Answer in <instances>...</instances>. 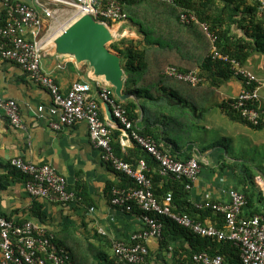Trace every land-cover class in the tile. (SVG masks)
Masks as SVG:
<instances>
[{"label":"crops","instance_id":"0c3cea01","mask_svg":"<svg viewBox=\"0 0 264 264\" xmlns=\"http://www.w3.org/2000/svg\"><path fill=\"white\" fill-rule=\"evenodd\" d=\"M17 3L38 8L40 13L43 7L48 8L41 0L40 6L36 0H10L11 8L4 0H0V28L6 24L12 6ZM217 3L220 7L224 5L221 0ZM52 11H54L52 18L44 17V46L61 31L57 26L61 19L65 17L63 23L67 25L76 14L74 10L64 6ZM68 15L71 16L66 19ZM222 18L223 22L228 21L226 15ZM236 20L238 23L231 26L232 30L228 34L234 39L231 42L241 40L251 43L249 38L252 34L251 17L242 14L236 17ZM228 27V23L224 22L223 28ZM116 28L129 36L126 39L135 40V46L139 45L142 50L146 47L145 30H140V27L131 20H128L127 24H119ZM173 28L174 25L169 18L163 27L152 29L156 34L155 40L158 36L172 37L175 34ZM146 30L149 31L147 24ZM204 31L210 39L209 31L206 29ZM115 32L116 29L113 30V33ZM26 37L31 36L27 33ZM201 51L202 46L193 45L190 55ZM123 65L126 66L124 61ZM244 66L261 83L259 96L261 106L264 108V54L251 55ZM42 70L55 80L63 93H67L77 82L89 83L94 94L93 85L98 87V83H95L97 79L88 64H79L72 58L55 55L49 49L44 50ZM130 76L129 71V81ZM215 82L213 93L207 100H201L198 95L189 91L183 95L188 101L189 113L186 114V120L189 121L182 123L181 119L184 118L179 115L172 116L169 111L161 113L152 110L151 115L146 116L142 107L145 101L136 97L137 86L130 81L129 93L133 95L128 100L141 106L137 111L139 115L137 127L144 130L147 127L146 123L149 122L151 130L159 137L162 148L173 149L175 157L181 161L189 154L194 158L198 157L201 175L192 188L193 202L205 200L227 202L228 198L224 193L226 189L240 190L235 179L228 175V166L235 164H245L257 172L258 189L264 198V128L254 129L235 121L222 107L241 92L243 83L239 78L232 77L228 81L223 82L222 79ZM205 84L204 87L207 86ZM125 91L127 92V87ZM0 93L5 98L17 102L22 121L27 127L25 131L13 128L0 110V216L19 222L33 221L59 236L63 235L66 228L72 227L82 237L89 238L92 243L102 246L107 252L112 251L114 239H128L131 232L137 230L140 224L133 217L124 215L110 205L109 185L119 181L120 176L101 161L100 152L91 145L87 124L82 122L74 127H63L60 131H53L49 125V117L44 119L38 117V107L50 104L48 91L34 85L19 66L4 60L1 56ZM108 107L106 104L102 105L103 118L113 125L114 139L119 141L120 126L110 119L111 108L109 107V110ZM187 128L189 130H186ZM169 140L178 142L184 148L180 152L176 151ZM228 143L230 145H227ZM131 150H134V145L129 144L125 154H129ZM17 157L34 164H52L67 179L68 189L73 193L82 191L84 198L70 204L68 208H64V204L39 201L43 205L42 215L35 217L32 208L36 199L27 193L24 179L10 164L11 160ZM259 206L264 211V201ZM90 208H95V212L91 213ZM99 230H104L107 236H101ZM155 242L154 239L149 241L151 249L157 248ZM110 256L114 257L113 251Z\"/></svg>","mask_w":264,"mask_h":264},{"label":"built area","instance_id":"2783aa9c","mask_svg":"<svg viewBox=\"0 0 264 264\" xmlns=\"http://www.w3.org/2000/svg\"><path fill=\"white\" fill-rule=\"evenodd\" d=\"M4 1L8 7L11 6L10 0ZM36 1L40 6V0ZM47 1L74 10V17L87 14L112 27L128 21V15L122 10V3L126 0ZM258 1L261 9H264V0ZM42 12L41 14L38 8L21 3L12 6L6 24L0 28V56L19 66L34 85L48 91L50 104L38 107L40 119L49 117L50 128L56 132L63 127L86 123L91 145L100 152L101 161L131 181L132 185L129 187L114 188L109 193V202L121 213H134L135 209L140 211L144 229L133 233L129 243L116 239L112 241L117 264H149L148 243L151 239L162 238L163 218H169L200 237L217 242H231L240 249L241 264H264V217H242L247 204L243 194L234 189H226L224 193L228 198L227 202L205 200L195 203L196 209L200 211L213 210L224 216V228H218L210 221L200 222L187 214L179 215L174 212L173 193L162 200L158 199L153 192V182L148 177L149 169L145 160L140 159L134 165L116 156L112 146L115 140L114 127L103 118V104L111 108L112 116L120 126L119 143L123 153L129 144L139 146L160 165L161 175L187 181V190L193 188L201 174L198 157L187 161L175 159L170 150L160 148L152 137L142 135L126 108L118 101L113 88L98 83L96 96L89 83L77 82L67 93L62 92L55 80L42 70L44 17L52 18L54 11L43 7ZM181 21L190 24L196 21V17L193 14H183ZM205 29L208 31L207 27ZM27 33L30 38L26 37ZM209 37L213 60L230 63L234 77L243 82L241 92L230 103L232 108L249 125L264 127V111L259 103V80L237 60L222 55L218 51L215 36L210 33ZM166 74L192 86L202 83V78L195 72L181 73L175 68H169ZM0 110L13 128L27 130L17 102L5 98L1 93ZM10 164L26 179L25 189L32 198L53 204L70 205L76 202L75 194L68 190L67 179L52 164H34L21 157L13 158ZM89 210L91 213L95 212V208ZM99 234L107 236L104 230H99ZM54 240L52 232L33 221L17 224L0 216V264H73L70 253ZM192 264H225V260L222 256L211 257L207 253H199L194 255Z\"/></svg>","mask_w":264,"mask_h":264},{"label":"trees","instance_id":"16d2710c","mask_svg":"<svg viewBox=\"0 0 264 264\" xmlns=\"http://www.w3.org/2000/svg\"><path fill=\"white\" fill-rule=\"evenodd\" d=\"M217 1L171 0L170 2H165L161 0H126L122 3V10L128 15V20L138 25L140 30H145L146 47L142 50L139 45L135 46V40L123 39L117 44H112V48L121 54L127 69L131 72L130 81L137 86L135 95L138 99L145 101L142 107L146 116L151 115L152 110L161 113L169 111L172 116L179 115V117L184 118L181 119L182 123L189 121L186 120V114L189 113L187 108L188 101L183 95L189 91L198 95L201 100H207L213 93L212 88L216 86L215 81L223 79L224 82L233 77L230 63L212 59V42L205 33L204 26L208 28L209 33L215 36L218 51L222 55L228 56L231 60H237L244 65L251 55L255 53L264 54V9H261L260 2L258 0H221L224 5L220 7L217 5ZM183 14H193L196 17V21L190 24L183 23L181 21ZM242 14L251 17L250 30L252 34L249 36L251 43L241 40L231 42L234 39L228 35L232 30L231 26L238 23L236 17ZM223 15L227 17L228 21L224 22L228 23V29L223 28ZM169 18L174 25L175 34L172 37L166 35L158 36L157 40H155L154 35L156 34L152 29L163 27ZM146 24L149 26V31L146 30ZM193 45L202 46L203 51L193 52L190 55V49ZM169 68H175L181 73L195 72L202 78V83L192 86L169 77L166 74ZM203 84L207 86L204 87ZM127 92H131L129 84L127 85ZM118 101L126 108L131 120L137 127L136 122L139 118L137 111L141 106L134 101L123 102L119 99ZM231 102L229 101L222 106L225 112L233 120L252 127L232 108ZM262 110L264 111V108ZM146 124L147 127L144 130L140 128L141 134L152 137L158 146L162 148L159 143V137L151 130L150 123ZM261 128L255 127L254 129ZM186 130H189V128ZM168 142L178 152L184 148L178 142H173L172 140ZM112 146L116 156L124 161L134 165L140 159L147 162L148 177L153 182L155 196L162 200L169 193H173L174 212L179 215L187 214L200 222L210 221L218 228H224L225 219L222 214L213 210L200 211L196 209V202L192 200V189H186L187 181H178L171 176L161 175L160 165L137 145L127 155L123 153L117 139L113 141ZM170 152L175 159H178L175 157L173 149ZM192 158V155L189 154L188 156L186 155L183 161ZM228 168V175L234 178L240 187V190L236 191L243 194L247 201L242 217L249 218L255 215L264 217V211L259 206L264 201V198L258 189L257 172H254L251 167L245 164L230 165ZM15 172L26 181L20 173ZM119 176V181L109 185V193L116 187L123 189L132 185L126 176L121 174ZM74 194L76 202L84 198L82 191L74 192ZM35 201L32 213L35 217H40L43 205L39 201L42 200ZM63 207L68 208L69 205H63ZM124 215L133 217L140 224L138 229L133 230L129 238L124 240L129 243L131 235L142 231L144 224L140 221L142 213L137 209H135L134 213L125 212ZM162 220L164 223L162 238L159 240L154 239L157 248L151 249L148 245L149 264H192L194 255L199 253H207L211 257L222 256L225 264H241L240 249L231 242H217L209 238L200 237L193 234L190 230L178 226L169 218H163ZM15 222L17 224L24 223ZM53 235L54 241L70 253L73 264H117L115 256L111 257L102 246L95 245L89 238L82 237L72 227L66 228L62 236L54 233Z\"/></svg>","mask_w":264,"mask_h":264},{"label":"water","instance_id":"95a60500","mask_svg":"<svg viewBox=\"0 0 264 264\" xmlns=\"http://www.w3.org/2000/svg\"><path fill=\"white\" fill-rule=\"evenodd\" d=\"M113 30L111 25L96 21L90 15H80L56 34L44 46V50L49 49L55 55L72 58L79 64H88L97 79L95 83L113 88L116 97L125 102L133 95L125 91L130 82L129 70L123 65L121 54L108 48L109 44L117 43L119 37L122 38L123 32L117 29L113 33ZM93 86L95 95L98 96V87ZM109 112L110 119L116 122L111 110Z\"/></svg>","mask_w":264,"mask_h":264},{"label":"rangeland","instance_id":"374dc122","mask_svg":"<svg viewBox=\"0 0 264 264\" xmlns=\"http://www.w3.org/2000/svg\"><path fill=\"white\" fill-rule=\"evenodd\" d=\"M41 3L42 4H44L45 6H47L48 8H50L51 10H55L56 8H60V7H63V6H55V4L54 3H52V2H50V1H47V0H41ZM71 15H68V16H66V19H69V17H70ZM62 21L57 25L58 26V29L59 30H62V29H64L65 27H66V25H64V20H65V17L63 18V19H61ZM72 21V19L70 20V22ZM116 27H118V25H115V26H113V28L114 29H116L117 30V28ZM123 35V36H122ZM121 36H122V38L121 37H119L120 39H126L127 37H129V36H127L126 34H121ZM119 39V40H120ZM118 40V42L117 43H119V42H121V41H119ZM116 43V44H117ZM108 48L109 49H111V50H113V48H112V45L111 44H109L108 45ZM114 51V50H113ZM130 85H131V83H130ZM227 145H230V143H228ZM108 252L110 253V255L112 254V251L111 250H108Z\"/></svg>","mask_w":264,"mask_h":264},{"label":"clouds","instance_id":"9594fccd","mask_svg":"<svg viewBox=\"0 0 264 264\" xmlns=\"http://www.w3.org/2000/svg\"><path fill=\"white\" fill-rule=\"evenodd\" d=\"M74 18H76V17H73V19ZM119 25V24H118ZM212 56V55H211ZM213 59V58H212ZM221 61V60H220ZM240 63V62H239ZM241 64V63H240ZM242 65V64H241ZM242 66H244V65H242ZM245 67V66H244ZM233 77H234V74H233ZM241 80V79H240ZM242 81V80H241ZM243 83V82H242ZM259 90H260V86H261V83H260V81H259ZM260 97V96H259ZM233 101V100H232ZM259 103H260V99H259ZM260 106H261V103H260ZM261 108H262V106H261ZM253 127V126H252ZM253 128H255V127H253ZM262 128H264V127H262ZM201 166V165H200ZM201 175V174H200Z\"/></svg>","mask_w":264,"mask_h":264}]
</instances>
